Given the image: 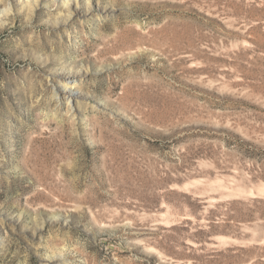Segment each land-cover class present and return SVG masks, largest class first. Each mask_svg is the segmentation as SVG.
Instances as JSON below:
<instances>
[{
	"label": "rangeland",
	"instance_id": "1",
	"mask_svg": "<svg viewBox=\"0 0 264 264\" xmlns=\"http://www.w3.org/2000/svg\"><path fill=\"white\" fill-rule=\"evenodd\" d=\"M5 6L0 264H264V0Z\"/></svg>",
	"mask_w": 264,
	"mask_h": 264
},
{
	"label": "bare ground",
	"instance_id": "2",
	"mask_svg": "<svg viewBox=\"0 0 264 264\" xmlns=\"http://www.w3.org/2000/svg\"><path fill=\"white\" fill-rule=\"evenodd\" d=\"M35 1V3L36 4H38V0H34ZM76 1V3H77V5L79 4V0H75ZM71 3H73V5H74V1L73 2H71ZM66 7H67V4L65 3L64 4ZM64 6V7H65ZM68 6H69V4H68ZM70 7L71 6H69V7H67L68 8V11L70 12ZM10 10H11V8L10 7H8V6H5L4 7V9L3 10H1V13H0V18H3L4 19V16H2V14H5V15H9V12H10ZM68 12V13H69ZM72 14V13H71ZM70 15V14H69ZM71 16V15H70ZM69 16V17H70ZM66 83L68 82V84H73V83H75V82H77V81H65ZM76 86V85H75ZM64 89V88H63ZM56 94V97L58 98V102L59 103H61V104H63V105H65L69 110H74L71 106H72V101H75L74 99V97H73V94H72V92H70L69 90H67V89H65V90H63V92H57V93H55ZM57 102V103H58ZM73 114V113H72ZM73 117L75 118V114H73Z\"/></svg>",
	"mask_w": 264,
	"mask_h": 264
}]
</instances>
